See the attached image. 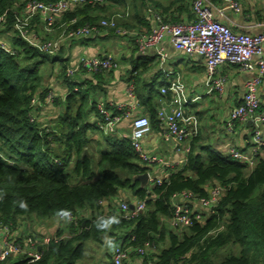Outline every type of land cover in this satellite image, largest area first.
Returning <instances> with one entry per match:
<instances>
[{
    "label": "trees",
    "instance_id": "obj_1",
    "mask_svg": "<svg viewBox=\"0 0 264 264\" xmlns=\"http://www.w3.org/2000/svg\"><path fill=\"white\" fill-rule=\"evenodd\" d=\"M19 1L0 0V15ZM12 21L9 11L4 31L11 29ZM13 44L22 47L21 54H10L0 47V153L13 161L0 155V224L14 226L24 216L58 217L62 210L79 215L82 208H88L91 216L80 219L81 226L85 222L83 227L72 223L71 235L52 240L40 260L8 257L0 264H76L85 256L87 240H102L105 232L117 239L119 230L123 242L134 234V243H155L158 251L151 254L152 261L147 264H264V158L249 169L196 138L183 168L171 172L162 184L143 186L138 175L149 167L140 160L129 138L104 134L91 144L88 130L99 129L86 119L93 86L74 89L70 84L64 111L55 119L60 135L52 140L41 132L37 121L29 120L30 99L40 80L39 67L50 59L54 62L57 54H42L20 37H15ZM156 79L138 87L139 97L150 110L151 124L158 122ZM146 87L148 92L143 94ZM57 141L60 146L55 149ZM90 147L97 151L96 159ZM86 148L89 154H85ZM216 185L224 187L220 202L203 221L178 231L161 223L162 216L173 212L174 193L187 189L203 197ZM122 188L145 200L146 211L133 219L118 211L108 214L111 206L106 211L99 201L115 196ZM22 201L27 209L20 207ZM113 216L118 224L107 229L97 226ZM60 236L64 234L58 232L54 237ZM229 245H238V253L229 252L216 259L218 251ZM149 257L143 256L144 261Z\"/></svg>",
    "mask_w": 264,
    "mask_h": 264
},
{
    "label": "built area",
    "instance_id": "obj_2",
    "mask_svg": "<svg viewBox=\"0 0 264 264\" xmlns=\"http://www.w3.org/2000/svg\"><path fill=\"white\" fill-rule=\"evenodd\" d=\"M109 0H21L0 15V30L5 28L9 11L13 15L12 26L17 37L23 39L30 46L37 49L42 54L56 55L67 40H78L82 37L99 33L102 28H113L118 34L127 36L135 42L139 51H153L158 59L159 66L163 67L167 61V53L161 45L164 37L178 52L186 54H199L205 58L207 84L209 92H223L226 76L219 71L223 63L238 65L242 70L257 69L254 77L247 80L245 92L241 103L235 105L226 120V130L233 133L240 123L251 121L253 130L251 142L246 149H239L231 146L227 149L226 155H230L238 161L244 163L252 169L260 160L259 152L264 149V112L259 111L261 99L258 86L264 76V32L259 34H249L236 32L228 24L217 20L214 17V6L210 0H192V18L188 21L171 22L165 19V15L153 5H148L147 14L155 21L154 26L149 32L125 29L118 25V18L125 14L115 13L109 18H103L99 22H87L77 24V18L73 17L67 22L60 24L61 32L57 37H43L32 30V20L39 15L45 32L51 34L56 29L58 20L62 19L67 12L76 11L88 5H101ZM226 6L235 11L241 9L238 0H225ZM223 8L219 10H223ZM0 47L10 54H21L22 47H17L0 38ZM257 56L256 61L254 57ZM120 65L119 60L112 56L101 57L98 55H83L72 65L59 68L60 73L67 78H72L81 70L97 73L104 70L116 68ZM170 75L172 71H164ZM51 88V87H50ZM127 101L99 102L96 104L98 118L95 123L104 134H113L120 137H127L131 141L138 157L145 165L161 164L171 168L172 162L151 155L144 150L143 138L152 130L150 118L146 115L135 114L133 111L137 104L136 80L131 79L126 87ZM163 94L171 93L172 99L168 102L163 101L157 112L160 123L165 128L168 137H172L178 142H188L187 150L190 151L191 144L199 135V122L195 115L186 114L185 105L190 101L187 95L186 85L180 76H176L170 84L161 87ZM44 96V97H43ZM65 95L57 93L53 88L45 95L40 90H35L30 99L29 120H38V111L48 104L54 103L57 99H65ZM123 118L131 119V129L128 134L120 129V122ZM41 127V132H46L48 138L52 140L60 133L53 127L47 125ZM0 155L13 163L6 155ZM54 161L61 163L59 158L54 157ZM187 161V160H186ZM165 169V168H164ZM167 171V169H165ZM148 184H162L169 177L166 175H154L150 169ZM147 184V185H148ZM224 187L220 185L211 186L207 196L199 197L191 190H182L172 195L171 204L173 212L170 216H162L161 223L176 231L185 226L192 225L195 221H203L209 214L215 212L219 204ZM107 199H101L99 203L104 207ZM194 202L197 205L194 207ZM133 203V207H131ZM147 204L145 200L130 199L122 200L119 203L118 213L127 218L133 219L145 212ZM70 217L58 216L60 221L74 223L78 228L80 217L73 212ZM11 223L0 224L2 241L0 244V260L8 257H24L29 262H35L42 258L45 248L52 240H59L68 235L54 237L45 236L42 240L32 241L27 239L25 242L15 237ZM136 236L132 234L126 242L119 241L114 244L111 259L107 264H124L130 260L134 254L140 256H150L151 253L158 251L157 246L152 241H145L144 244L134 243ZM49 264H61L50 262Z\"/></svg>",
    "mask_w": 264,
    "mask_h": 264
},
{
    "label": "crops",
    "instance_id": "obj_3",
    "mask_svg": "<svg viewBox=\"0 0 264 264\" xmlns=\"http://www.w3.org/2000/svg\"><path fill=\"white\" fill-rule=\"evenodd\" d=\"M210 1L214 6V17L228 24L234 31L249 34L264 32V0H238L241 4L239 11L229 7L223 8L226 6L225 0ZM148 5L156 7L165 15V19L171 22L188 21L192 18V0H109L105 4L86 6L79 10L65 13L63 18L58 20L57 28L51 34L45 32L39 15H36L32 20V30L43 37H57L61 32L60 24L69 21L73 17H76L77 21L83 20L82 23L84 24V22H99L101 19L109 18L115 13L125 14L128 11L123 17L118 18V25L129 30L149 32L155 21L147 14ZM221 8H223L222 11L219 10ZM3 29L0 30L2 34L14 32L13 28L6 31ZM4 38L1 39L4 40ZM6 42L11 43L10 41ZM161 45L168 55L163 67L159 66V59L152 50L147 52L139 51L135 42L127 36L118 34L113 28H102L99 33L91 34L78 40H67L53 62L54 65L57 61L60 62L57 65L60 66L59 68L75 64L83 55L112 56L119 60L120 65L97 73L81 70L72 78H68L69 81L66 80L67 77L62 73L60 75L64 79L54 80V78L49 83V86L57 93L65 96L70 89V84H74V89H77L78 86L83 88L93 86L94 88L88 94L89 103L86 108V119L95 123L98 118L96 104L109 100L127 101L128 96L125 90L131 79L136 80L137 95V104L133 111L135 114L146 115L150 118L148 106L139 97V85L150 84L157 78L156 88L159 89V94L154 96V101L156 103V112H158L163 101L168 102L172 99V94H163L161 87L170 84L171 80L176 76H180L186 85L187 95L190 99L185 105V112L186 114L195 115L199 122V135L197 137L199 142L212 146L224 155L227 154L226 151L231 146L239 149L248 148L253 130L251 121L240 123L236 130L230 133L226 130V120L231 109L243 100L245 84L247 80L256 75L257 69L254 67L251 70H242L236 64L223 63L219 71L226 76L224 90L221 93L218 91L209 92L206 62L202 55L178 52L167 37L163 38ZM253 59L256 61L257 56ZM164 71H172L173 73L166 75ZM147 88L141 92L147 94ZM258 92L261 99L259 111L264 112V76L258 86ZM48 107H44L41 111L42 113L39 114V120L42 123L50 118L47 115ZM52 107L58 112V106ZM157 121L156 124H152V130L143 138L142 143L147 153L163 157L173 163V166L169 168L170 172H167V167L158 163L148 165L152 173L159 170L158 175H163V173L166 175V173L170 174L183 168L186 164L189 143L178 142L174 138L168 137L164 126L159 121L158 115ZM120 129L124 134H128L131 129V119L123 118L120 122ZM95 135L89 137L91 144H96L97 141L102 139V137L96 135L99 139ZM259 157L260 159L264 158V149L260 150ZM131 196L133 195L129 189L122 188L118 190L115 196L107 199L104 209L108 211V207L111 206L110 210L112 211L108 214L115 213L118 211L119 203L122 200L131 199ZM193 205L194 207L197 206L195 202ZM90 214L88 208H82L78 216L84 219L89 218ZM33 216V218L32 216H24L13 226L12 229L16 238L24 242L27 239L37 241L48 235L55 236L58 232L64 235L73 232L72 224L60 221L58 217L44 218L45 220L39 217L40 219L36 221L34 219L35 215ZM84 224L85 222H83ZM119 232L117 239L113 236V244L118 243L119 238L124 239L123 232L121 230ZM1 241L2 232H0V244ZM13 259L15 260V257ZM76 264H83L82 259L77 261Z\"/></svg>",
    "mask_w": 264,
    "mask_h": 264
},
{
    "label": "rangeland",
    "instance_id": "obj_4",
    "mask_svg": "<svg viewBox=\"0 0 264 264\" xmlns=\"http://www.w3.org/2000/svg\"><path fill=\"white\" fill-rule=\"evenodd\" d=\"M0 37L4 38V40L6 41H10L11 44H13L14 38L17 37V33L15 32H8L6 34H2L0 33ZM14 45V44H13ZM58 55V54H57ZM64 58V57H62ZM60 58V59H62ZM60 62H56V64H53L52 59H50L48 62H45L43 64L40 65L39 67V75H40V80H39V84L36 86L35 90H40L41 94L44 95V93H47L48 91L51 90L49 83L51 81L54 80H59L61 78L64 79L63 76H61L60 71H59V67L57 66L59 65ZM57 68L55 71L54 69ZM47 106H49V110L47 115L50 117L49 119H47V121L45 122H41L39 120V114L42 113V109L40 106V109L38 111V120L37 122L40 124V126H42L43 128H45L47 125H53V127H56V116L63 111L64 109V101L60 98L54 101V103L48 104ZM52 106H58V112L55 111V109ZM46 107V106H45ZM88 137H90L91 135H98L100 137L104 136V133L99 130V129H89L88 130ZM93 133V134H92ZM95 137H98L96 136ZM91 136V137H92ZM99 138V137H98ZM100 139V138H99ZM104 144H101L100 146L102 147ZM60 143L57 141L56 142V147L55 149L59 148ZM87 149V148H86ZM88 150V149H87ZM90 151L93 153V157L96 159L97 158V151L90 147ZM89 154V151H88ZM159 170L157 171H153V174L156 176L158 175ZM167 172H170V170H168ZM163 175H165V173H163ZM161 175V176H163ZM131 201H135V198L133 196H131ZM34 216H32L33 218ZM29 219V218H28ZM36 221H38V219H40L39 217L35 216L34 218ZM42 220H45L44 218H42ZM119 232V231H118ZM121 234V232H119ZM102 240H94V239H90L87 240V242L85 243V256L82 258V262L83 264H107L110 259H111V254L113 251V246H114V241H113V235L109 234V232H105L104 234L101 235ZM123 238H119V241H122ZM162 247V246H161ZM160 248V247H159ZM158 249V248H157ZM239 251V246L238 245H229L225 248H222L218 251L217 255L215 256L216 259H221L224 254L229 253V252H234V253H238ZM152 254V253H151ZM150 254V257L148 258L147 261H144L143 256L140 257V255L134 254L133 256H131L130 260L126 261V262H134L135 264H147L148 262L152 261V255ZM2 264V263H1ZM4 264V263H3Z\"/></svg>",
    "mask_w": 264,
    "mask_h": 264
},
{
    "label": "clouds",
    "instance_id": "obj_5",
    "mask_svg": "<svg viewBox=\"0 0 264 264\" xmlns=\"http://www.w3.org/2000/svg\"><path fill=\"white\" fill-rule=\"evenodd\" d=\"M20 207L22 209H27V204L26 202H20ZM58 215L62 216V217H65V218H68L70 217V212L67 211V210H62ZM119 223V220L117 217L113 216V217H110L106 220H103L102 223H98L97 226L101 229H107V228H110L111 225L113 224H118Z\"/></svg>",
    "mask_w": 264,
    "mask_h": 264
},
{
    "label": "water",
    "instance_id": "obj_6",
    "mask_svg": "<svg viewBox=\"0 0 264 264\" xmlns=\"http://www.w3.org/2000/svg\"><path fill=\"white\" fill-rule=\"evenodd\" d=\"M88 153V150L85 149V154ZM138 178L141 180V183L143 186L148 184V180H149V172L145 171L144 173L138 175ZM131 207H133V203H131Z\"/></svg>",
    "mask_w": 264,
    "mask_h": 264
}]
</instances>
